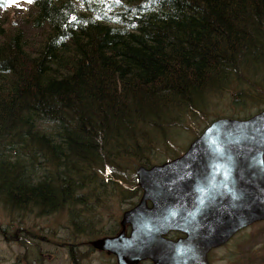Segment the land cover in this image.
Returning a JSON list of instances; mask_svg holds the SVG:
<instances>
[{"label":"trees","instance_id":"1","mask_svg":"<svg viewBox=\"0 0 264 264\" xmlns=\"http://www.w3.org/2000/svg\"><path fill=\"white\" fill-rule=\"evenodd\" d=\"M227 96L264 108V0H0V205L89 235Z\"/></svg>","mask_w":264,"mask_h":264},{"label":"water","instance_id":"2","mask_svg":"<svg viewBox=\"0 0 264 264\" xmlns=\"http://www.w3.org/2000/svg\"><path fill=\"white\" fill-rule=\"evenodd\" d=\"M206 126L181 155L136 168L142 197L123 213V229L91 240L93 248L118 264H210L213 248L264 221V108Z\"/></svg>","mask_w":264,"mask_h":264},{"label":"rangeland","instance_id":"3","mask_svg":"<svg viewBox=\"0 0 264 264\" xmlns=\"http://www.w3.org/2000/svg\"><path fill=\"white\" fill-rule=\"evenodd\" d=\"M212 104L208 113L210 121L218 116L249 117L258 109L256 106H248L237 111L230 103L229 96L223 101H213ZM189 123L188 120L186 124ZM197 128L198 122L191 130H186L183 139L173 147L174 150L177 149L174 152L167 147H157L155 162L163 163L184 153L196 138L191 137V134H194ZM182 147L185 148L182 150ZM134 178L136 179V173ZM138 200L139 197L135 198L133 203L131 199L111 197L98 204L93 212L89 213L90 221L82 219V225L85 224L87 230L91 228L89 235L75 232L67 212L50 215L38 212L12 214L0 205V264H118L114 255L92 248L90 241L103 237L106 233H118L122 229V214L126 209L135 206ZM88 223L89 228L86 227ZM15 232L20 233L15 236ZM261 251H264V221L239 231L226 244L213 249L209 259L211 264H248V256L251 253L254 256L261 254ZM73 256L77 258L73 259Z\"/></svg>","mask_w":264,"mask_h":264},{"label":"flooded vegetation","instance_id":"4","mask_svg":"<svg viewBox=\"0 0 264 264\" xmlns=\"http://www.w3.org/2000/svg\"><path fill=\"white\" fill-rule=\"evenodd\" d=\"M188 147V146H187ZM181 155V154H180ZM173 159V158H172ZM169 160V159H168ZM156 164H158V163H156ZM141 188V187H140ZM142 197V188H141V191H140V197H139V200H140V198ZM138 200V201H139ZM137 201V202H138ZM136 202V203H137ZM135 203V204H136ZM148 204H150V202L148 201ZM151 205V204H150ZM134 207V206H133ZM130 209V208H129ZM127 210V209H126ZM125 212V211H124ZM123 215V214H122ZM123 218V217H122ZM122 221V220H121ZM127 226V228H126V233H129V231H130V229H131V226H129V224H127L126 225ZM122 227V226H121ZM122 229H123V227H122ZM116 234V233H115ZM114 234V235H115ZM183 235H185V234H183L181 231H170L168 234H167V236H168V238L170 237V238H172V239H179L180 238V236H183ZM216 248H219V247H216ZM216 248H213V249H216ZM212 249V250H213ZM212 250L210 251V252H212ZM210 252H209V254H210ZM208 254V255H209ZM209 257H210V255H209ZM209 261H210V259H209ZM146 264H152V261L151 260H149V261H146ZM211 264V263H210Z\"/></svg>","mask_w":264,"mask_h":264}]
</instances>
